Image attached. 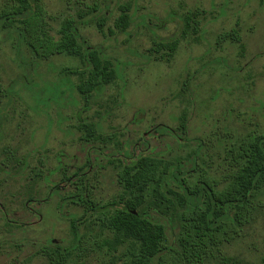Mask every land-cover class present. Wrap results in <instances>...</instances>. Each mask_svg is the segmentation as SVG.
Masks as SVG:
<instances>
[{
    "label": "rangeland",
    "instance_id": "rangeland-1",
    "mask_svg": "<svg viewBox=\"0 0 264 264\" xmlns=\"http://www.w3.org/2000/svg\"><path fill=\"white\" fill-rule=\"evenodd\" d=\"M43 2L46 31L57 36L63 22L75 20L81 39L114 64L118 77L86 101L75 88L77 77L62 73L81 68L78 58L38 59L0 23V264H50L46 251L52 245L67 249L62 264H123L129 244L114 248L113 233L102 225L107 213L70 202L76 180H66L81 174L85 196L117 204L128 197L120 172L130 159L152 149L187 156L198 141L200 165L220 180L228 164L225 143L252 132L264 135V0ZM123 11L131 24L121 31L115 23ZM195 11L197 33L184 31L186 16ZM232 30L240 41L218 44ZM175 39L179 44L168 61L161 60L166 50L153 52L157 43ZM184 113L187 150L167 134L140 141L158 125L176 129ZM82 124H98L96 132L111 142L83 141ZM101 146L106 154L93 151L100 161L90 168L91 151ZM253 213L241 238L206 264H260L264 195ZM155 216L171 238L177 226Z\"/></svg>",
    "mask_w": 264,
    "mask_h": 264
},
{
    "label": "trees",
    "instance_id": "trees-1",
    "mask_svg": "<svg viewBox=\"0 0 264 264\" xmlns=\"http://www.w3.org/2000/svg\"><path fill=\"white\" fill-rule=\"evenodd\" d=\"M43 1L0 0V23L16 31L21 43L38 59L59 55L78 58L81 68L65 69L62 73L77 77L75 88L88 101L117 79V69L98 49L86 45L75 20L63 22L57 36L49 34L43 20ZM199 15L197 11L188 14L183 30L197 33L201 24ZM103 22L99 25L103 26ZM130 24L129 12L123 11L115 26L124 31ZM229 40L238 43V31L221 34L217 42ZM178 44L179 39L162 41L153 52L166 50L168 53L161 60L168 61ZM4 95L0 77V104ZM179 121L176 129L156 126L153 132L144 133L140 141L144 142L147 134L153 138L167 134L179 147L188 146L191 140L187 138L189 120L185 113ZM80 129L88 143L111 142L109 135L96 132L100 130L98 124H82ZM225 145L228 164L220 180L209 176L210 169H204L203 162L200 165L203 141H198L197 148L187 156L176 158V154L165 155L152 149L130 159V164L120 172L128 197H122L117 204L101 205L97 199L85 196L83 175L74 184L76 192L68 200L87 212L107 213L102 225L113 233L114 248L129 244L123 264H206L223 246L241 238L252 224L255 205L264 195V135L252 132ZM155 215L164 218L169 226H177L172 229L171 238L167 225ZM66 254V248L55 245L46 251L50 264H62ZM222 263L224 260L220 259L219 264ZM229 263L242 264L232 259ZM260 264H264V252Z\"/></svg>",
    "mask_w": 264,
    "mask_h": 264
},
{
    "label": "flooded vegetation",
    "instance_id": "flooded-vegetation-1",
    "mask_svg": "<svg viewBox=\"0 0 264 264\" xmlns=\"http://www.w3.org/2000/svg\"><path fill=\"white\" fill-rule=\"evenodd\" d=\"M81 139H82L83 141L87 142L86 138H84L83 135H82ZM92 144H93V143H92ZM93 147H94V146H93ZM103 149H104V147L101 146L100 148H95V149H93V150L91 151V153H92L93 151H95V152L100 153V154L103 156V155L106 154V153L103 151ZM98 153H97V154L95 153L94 155H93V153L90 154V157H91V159H89V162H91L90 168H92V164H94V163L97 162V161H100V160H99L100 155H98ZM104 157H107V156H104ZM80 176H81V174L76 173V174H74L72 177L68 178L66 181H67L68 183H72V181L75 179V180H76L75 183H77V182L80 180ZM51 195H52V192L49 193V196H50V197H51ZM49 196H48V197H49Z\"/></svg>",
    "mask_w": 264,
    "mask_h": 264
}]
</instances>
